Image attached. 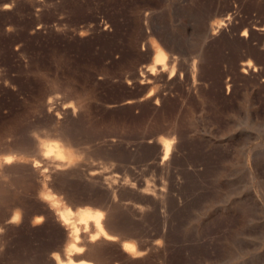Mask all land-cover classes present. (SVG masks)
Returning <instances> with one entry per match:
<instances>
[{
  "label": "rangeland",
  "instance_id": "374dc122",
  "mask_svg": "<svg viewBox=\"0 0 264 264\" xmlns=\"http://www.w3.org/2000/svg\"><path fill=\"white\" fill-rule=\"evenodd\" d=\"M0 150V264L89 261L65 207L111 208L96 264H264V0H0Z\"/></svg>",
  "mask_w": 264,
  "mask_h": 264
},
{
  "label": "bare ground",
  "instance_id": "6f19581e",
  "mask_svg": "<svg viewBox=\"0 0 264 264\" xmlns=\"http://www.w3.org/2000/svg\"><path fill=\"white\" fill-rule=\"evenodd\" d=\"M218 27H220V26H218ZM221 28V27H220ZM215 30V29H214ZM161 49V48H160ZM159 50V49H158ZM171 57V56H170ZM156 60H155V65H153V66H151V70L152 71H154L155 69H156V66H158V65H161L162 66V68L165 70V69H167V67H168V63H171V62H169V59L167 60V56H166V54L163 52V51H158L157 52V54H156V58H155ZM173 60V59H172ZM168 61V62H167ZM4 78V77H3ZM5 80V79H4ZM2 82V81H1ZM55 103H57V102H55ZM55 106H57V105H55ZM67 108V107H66ZM72 108V107H71ZM57 109V108H56ZM64 111H67V110H65L64 109ZM63 111V112H64ZM76 111V110H75ZM75 111H74V108H73V112L75 113ZM62 113V112H61ZM65 114V113H64ZM63 114V115H64ZM67 114H68V111H67ZM49 115V114H48ZM52 115V114H51ZM54 115V114H53ZM52 115V116H53ZM74 115V114H73ZM72 115V116H73ZM76 115V114H75ZM77 116V115H76ZM57 117V116H56ZM68 117H70V116H68ZM72 118V117H71ZM60 120V119H59ZM61 125H62V123H61ZM67 126V125H66ZM38 129V128H37ZM61 129V128H60ZM63 129V128H62ZM41 130V129H40ZM18 131H19V129H18ZM60 131V130H59ZM68 131V130H67ZM17 132V131H16ZM45 132V131H44ZM62 132V131H61ZM66 132V131H65ZM59 133V132H58ZM63 134V133H62ZM66 134H68V133H66ZM76 134V133H75ZM17 135V134H16ZM59 135H61L60 133H59ZM58 135V137H60ZM64 136H65V134H64ZM11 137V136H10ZM15 137V136H14ZM21 137V136H20ZM54 137V136H53ZM57 137V138H58ZM70 137V136H69ZM13 138V137H12ZM11 138V139H12ZM18 138V137H17ZM17 138H16V140H17ZM23 138V137H22ZM55 138V137H54ZM14 139V138H13ZM12 139V140H13ZM27 139V138H26ZM25 138H24V141L26 140ZM37 139V138H36ZM59 139V138H58ZM60 139H61V137H60ZM59 139V140H60ZM76 139V138H75ZM78 139V138H77ZM23 140V139H22ZM21 140V141H22ZM33 140V139H32ZM32 140H30V141H32ZM62 141L64 140L66 143V145L67 144H69V142H71L72 140H70V138L67 140V139H61ZM19 141V140H18ZM20 141V142H21ZM26 141H28V139L26 140ZM24 142V145H25V143H27V142ZM35 141V140H34ZM75 141V140H74ZM73 141V142H74ZM80 143H81V141H80V138H79V140H78ZM5 142V141H4ZM14 142H16V141H13L12 143H13V145L15 144H17V142L16 143H14ZM20 142H18V144L20 143ZM29 142V141H28ZM72 142V143H73ZM77 142V141H76ZM11 143V142H10ZM11 143V144H12ZM22 143H23V141H22ZM35 143V142H34ZM38 143V142H37ZM71 143V144H72ZM78 143V142H77ZM29 144V143H28ZM6 145H7V143H6ZM5 145V146H6ZM21 145V144H20ZM33 145V144H32ZM74 145V144H73ZM75 145H76V143H75ZM25 146H28V145H25ZM24 146V147H25ZM16 147H20V146H16ZM23 147V148H24ZM33 147H37V146H34L33 145ZM39 147V146H38ZM73 147V146H72ZM76 147H77V145H76ZM76 147H75V149H76ZM22 148V149H23ZM26 148V147H25ZM63 147H62V145L61 144H54V145H51V146H49V147H40V150H39V152H41L42 154H43V156L46 158V159H48V160H52L54 163H55V167H54V165H53V163L51 162H49L48 161V163L49 164H52L53 166L52 167H54L56 170H54L52 167L50 168V169H53L54 170V172H52V170H51V172L52 173H55V174H57L58 172H61L62 174L64 173L65 175V179H66V175H67V173L68 172H70V171H66V169L68 168V166H70V162L69 161H67L66 160V158L64 157V152H63V149H62ZM78 148V147H77ZM4 149H6V148H4ZM4 149H3V151H4ZM15 149V148H14ZM20 149H21V147H20ZM28 149H32V148H30V146H28ZM36 149V148H35ZM34 148L31 150V152H33V150H35ZM38 149V148H37ZM8 150V149H7ZM16 150V149H15ZM14 150V151H15ZM23 150H25V149H23ZM77 150V149H76ZM1 151V150H0ZM26 151H27V149H26ZM25 151V152H26ZM22 152H24V151H22ZM28 152L29 151H27V153L26 154H28ZM37 152V151H36ZM38 152V153H39ZM78 152V151H77ZM83 152V151H82ZM12 153H14V152H12ZM33 153H35V152H33ZM75 153V152H74ZM78 153H81V150L78 152ZM171 153H172V143H166L165 144V146H164V161L166 160V162L168 161L167 159H169L170 158V155H171ZM31 154V153H30ZM30 154H28V155H30ZM41 154V155H42ZM82 154V153H81ZM34 155V154H33ZM43 156H41V157H43ZM43 157V158H44ZM14 158H15V156H13V155H8V156H6L5 157V165H10L13 161H14ZM41 160V159H40ZM39 160V161H40ZM43 160V159H42ZM34 161H36L37 163H39V161H37V160H34ZM44 161V160H43ZM47 161V160H46ZM14 163V162H13ZM13 163H12V165H13ZM20 163V162H19ZM33 164H36V163H33ZM39 164H41V161H40V163ZM45 165L47 164V163H44ZM76 164H78V163H76ZM80 164V163H79ZM43 165V164H42ZM28 166V165H27ZM32 166H34V165H32ZM36 166V165H35ZM39 166V165H38ZM3 167V166H2ZM1 167V168H2ZM23 167V166H22ZM25 167V166H24ZM41 168H42V166H40ZM45 167V166H44ZM43 167V171H44V168ZM48 167H50V165H48ZM48 167H46V168H48ZM12 168V167H11ZM18 168V167H17ZM17 168H16V170H17ZM29 168V167H28ZM41 168H39V169H41ZM6 169H7V167H6ZM24 169V168H23ZM32 169V168H31ZM30 169V171H32ZM69 170H70V167L68 168ZM72 169V168H71ZM77 169V168H76ZM80 169V168H79ZM79 169H77V170H79ZM20 170H22V169H20ZM48 170V169H47ZM57 170H59V171H57ZM72 170H74V169H72ZM71 170V172H73L74 173V171H72ZM4 171H7V170H4ZM46 171V170H45ZM57 171V172H56ZM65 171V172H64ZM8 172V171H7ZM9 172H10V170H9ZM15 172V171H14ZM16 172H18V171H16ZM16 172H15V174H16ZM51 172H50V174H51ZM79 172V171H78ZM77 172V173H78ZM11 173V172H10ZM47 173V172H46ZM76 173V172H75ZM74 173V175H77V173L75 174ZM13 174V172L11 173V175ZM14 174V175H15ZM38 174V173H37ZM36 174V175H37ZM49 174V175H50ZM54 174V177L56 176ZM59 175H61L60 173H58ZM58 174H57V176H58ZM69 174V173H68ZM78 174H80V172L78 173ZM101 174V173H100ZM4 175V174H3ZM8 175V174H7ZM27 175V174H26ZM32 175H34L33 173H32ZM73 174H70V175H68L69 176V178H71L70 176H74ZM89 175V174H88ZM10 176V175H9ZM16 176V175H15ZM35 176V175H34ZM40 176V175H39ZM103 176V175H102ZM52 177V176H51ZM50 177V178H51ZM58 177H60V178H64L63 177V175H62V177L61 176H58ZM57 177V178H58ZM76 177V176H75ZM87 178H88V176H86ZM101 177V176H100ZM2 178V177H1ZM15 178V177H14ZM26 178V177H25ZM39 178V177H38ZM41 178V177H40ZM39 178V179H40ZM46 178H48V177H46ZM56 178V177H55ZM55 178H53L54 180H55ZM74 178V177H73ZM90 178L93 180H95V178H99V177H97L96 176V173L95 172H93V173H91V175H90ZM102 178V177H101ZM105 178V176L103 177V180H105L104 179ZM89 179V178H88ZM90 179V180H91ZM38 180V179H37ZM47 180V179H46ZM54 180H50V181H54ZM92 181V182H95V181ZM107 181L109 180V183H107V181H105V182H103V184H104V187H99L100 189H104V188H106L107 187V189H109V190H114V191H116L115 189L117 188H119L120 189V187L117 185L118 183V181L116 180L115 181V183H116V186H115V183H114V180H113V182H110V181H112V180H110L109 178H107L106 179ZM19 181V180H18ZM62 181V180H61ZM89 181V180H88ZM100 181H101V179H100ZM9 182V181H8ZM49 182V181H48ZM47 182V183H48ZM56 182V181H55ZM92 182H90V183H92ZM7 183V182H6ZM16 183H17V181H16ZM25 183V182H24ZM34 183V182H33ZM43 183V182H42ZM42 183H41V185H42ZM49 183H51V182H49ZM57 183V182H56ZM101 183V182H100ZM99 183V184H100ZM119 183H121V182H119ZM126 183V182H125ZM124 183V184H125ZM15 184V183H14ZM19 184H21L20 183V181H19ZM31 184V183H30ZM36 184V183H35ZM51 184H54V183H51ZM51 184H48V185H50L49 187L50 188H52L53 187V185H51ZM94 184V183H93ZM93 184H91V185H93ZM97 186L99 185V184H97V183H95ZM94 184V185H95ZM102 183H101V185H103ZM105 184H107L106 185V187H105ZM7 185V184H6ZM17 185V184H16ZM29 185V184H28ZM32 185V184H31ZM64 185V184H63ZM96 185L94 186V187H96ZM123 185V184H122ZM126 185V184H125ZM8 186V185H7ZM55 186V185H54ZM58 186V185H57ZM60 186V185H59ZM1 187H4V186H1ZM0 187V203L4 200V193H3V188H1ZM18 187V186H17ZM32 187V186H31ZM30 187V188H31ZM35 187V186H34ZM93 187V186H92ZM9 188V187H8ZM16 188V186L14 187V189ZM22 188H24V186L22 187ZM25 188H27V187H25ZM24 188V189H25ZM40 188V187H39ZM43 188H44V186H43ZM54 188V187H53ZM62 188V187H61ZM98 188V189H99ZM13 188H11L10 190H12ZM13 189V190H14ZM29 188H27V190H28ZM55 189V188H54ZM60 189V188H59ZM99 189V190H100ZM124 189V188H123ZM16 190V189H15ZM18 191H19V189H17ZM23 190V189H22ZM38 190V189H37ZM89 190V189H88ZM97 190V189H96ZM109 190H106L107 192L109 191ZM17 191V192H18ZM25 191V190H24ZM24 191H23V193H24ZM45 191V190H44ZM81 191V190H80ZM102 191V190H101ZM101 191H99V192H101ZM104 191L105 190H103V192L102 193H104ZM105 191V192H106ZM119 191H122L121 189L119 190ZM15 193V191H12L11 193ZM16 192V193H17ZM46 192V191H45ZM52 192V191H51ZM57 192V191H56ZM94 192V191H93ZM98 192V193H99ZM106 192V193H107ZM110 192H112V191H110ZM110 192H108V194L110 193ZM10 193V192H9ZM20 193V192H19ZM18 193V194H19ZM23 193L21 194V195H23ZM68 193V192H67ZM82 193V192H81ZM116 193V192H115ZM114 192L111 194L110 193V197H111V195H116ZM120 193V192H119ZM122 193V192H121ZM60 194V193H59ZM96 194V193H95ZM25 195V194H24ZM26 195H29V194H26ZM25 195V196H26ZM56 195V194H55ZM68 195V194H67ZM99 195V194H98ZM107 195V194H106ZM113 195V196H114ZM11 196H13V195H11ZM18 196V195H17ZM30 196H31V194H30ZM32 196H33V194H32ZM34 196H35V193H34ZM42 196V195H41ZM46 196V195H45ZM51 196V195H50ZM71 196V195H70ZM93 196V195H92ZM109 196V195H108ZM112 196V197H113ZM5 197H7V196H5ZM10 197V196H9ZM21 197V196H20ZM27 197H29V196H27ZM26 197V198H27ZM84 197V196H83ZM100 197V196H99ZM111 197V198H112ZM8 198V197H7ZM12 198V197H11ZM25 198V202H27V200L29 199H26ZM31 198V197H30ZM66 198V197H65ZM71 198H72V196H71ZM103 198H104V196H103ZM14 199H15V197H14ZM23 199V198H22ZM43 199V198H42ZM42 199H41V201H42ZM73 199V198H72ZM86 199V198H85ZM109 199V198H108ZM113 199V198H112ZM115 199V198H114ZM8 200V199H7ZM15 200H18V199H15ZM107 200V199H106ZM110 200V199H109ZM13 201V200H12ZM20 201H21V198H20ZM20 201H18V202H20ZM66 201V200H65ZM89 201V200H88ZM108 201V200H107ZM112 201V200H111ZM110 201V202H111ZM114 201V200H113ZM16 202V201H15ZM44 202V201H43ZM89 202H91V201H89ZM32 203H34V202H32ZM46 203V202H45ZM71 203V202H70ZM111 203H113V202H111ZM20 204V203H19ZM21 204H22V202H21ZM77 204H78V202H77ZM94 204V203H93ZM109 204V203H108ZM114 204V203H113ZM115 204H116V202H115ZM3 205V204H2ZM24 205V204H23ZM46 205V204H45ZM96 205H100V202H99V204H96ZM32 206V205H31ZM41 206V205H40ZM47 206V205H46ZM52 207H54L55 206V204H52L51 205ZM103 206H105V205H102V206H99V207H103ZM107 206V205H106ZM110 206V205H109ZM48 207V206H47ZM98 207V206H97ZM113 207V206H112ZM3 208V206L1 207V209ZM42 208V207H41ZM23 209V208H22ZM28 209V208H27ZM49 209V208H48ZM47 208H46V210H48ZM109 209H111V208H109ZM108 208H100V209H92V208H82V209H79L77 212H73V210L71 209V208H69V207H65V208H62V209H60L59 208V210L57 211V215H58V220H59V222H60V224H61V226L63 227V229L65 230V232L69 235V236H73L74 237V239H75V241L76 242H71L70 243V248L72 249V250H75V251H77V253L80 255L81 253H83L81 256H78L77 257V259L78 258H80V259H84L85 257H87V258H89V261H85V260H83V261H78V262H74V261H71L70 262V264H96V263H94V258H97V256H98V251H99V248L100 247H102L101 245H103V243L105 244L106 243V245H107V243L108 242H116L117 241V236L115 235L116 234V232H115V230H113V232L115 233H109L108 231V228H106L105 227V225L108 227V226H110V225H107L108 223H109V221L111 220H108V216L107 215H109V214H111L110 212H109V214H108V210H109ZM113 209H115V208H113ZM3 210V209H2ZM1 210V211H2ZM26 210V209H25ZM38 210V209H37ZM50 210V209H49ZM117 210V209H116ZM9 211V210H8ZM14 211V210H13ZM50 211H52V210H50ZM111 212H112V210H110ZM114 211V210H113ZM35 212V211H34ZM37 212V211H36ZM53 212V211H52ZM52 212H50V213H52ZM7 213V212H6ZM38 213V212H37ZM46 213V212H45ZM2 214H4V213H2ZM9 214H10V212H9ZM13 214V213H12ZM39 214V213H38ZM44 214V213H43ZM53 214H55V213H52V215ZM114 215H115V213H113ZM6 215V214H5ZM46 215V214H45ZM3 216V215H2ZM10 217V216H12V215H8V213H7V217ZM107 216V217H106ZM110 216V215H109ZM112 216V215H111ZM23 217V216H22ZM28 217V219L30 218V216H27ZM115 217V216H114ZM45 218H47V217H45ZM52 218H54V217H52ZM52 218H51V220H52ZM112 218V217H111ZM2 219V218H1ZM9 219H10V221H9ZM20 219V214L17 212L15 215H13L11 218H8L7 220L9 221V223H14V222H17L18 220ZM32 219V218H31ZM43 219V216H39L38 218H37V220H39V221H41ZM54 219H56V218H54ZM6 220V219H5ZM22 220H23V218H22ZM1 222L3 221V220H0ZM25 221V220H24ZM29 221V220H28ZM38 221V222H39ZM4 222L5 221H3V225H4ZM48 222V221H47ZM50 222V221H49ZM56 222V221H55ZM58 222V223H59ZM22 223V222H21ZM45 223V222H44ZM54 223V222H53ZM111 223V222H110ZM5 224L7 225V222H5ZM52 224V223H51ZM57 224V223H56ZM10 225V224H9ZM25 225V224H24ZM27 225V224H26ZM50 225V224H49ZM0 226H2L1 224H0ZM8 226V225H7ZM7 226H5V228L7 227ZM28 226H29V224H28ZM31 226V225H30ZM34 226V225H33ZM32 226V227H33ZM38 226V225H37ZM40 226V225H39ZM44 226V225H43ZM115 226V225H114ZM9 227V226H8ZM7 227V229H9ZM45 227H47V226H45ZM2 228H4L3 226H2ZM1 228V229H2ZM4 228V229H5ZM12 228V227H11ZM31 228V227H30ZM36 228V227H35ZM40 228V227H39ZM38 228V229H39ZM43 229H44V227H42ZM49 228V227H48ZM115 228V227H114ZM28 229V228H27ZM47 229V228H46ZM62 229V228H61ZM111 229V231H112V228H110ZM13 230H14V228H13ZM29 230H31V229H29ZM36 230V229H35ZM41 230V229H40ZM59 230V229H58ZM119 230V229H118ZM117 230V231H118ZM3 231H5L6 232V234H7V231L6 230H3ZM12 231V230H11ZM28 231V230H27ZM42 231V230H41ZM120 231V230H119ZM0 232H1V230H0ZM21 232V231H20ZM15 233H16V231H15ZM62 233V232H61ZM64 233V232H63ZM65 233V234H66ZM4 234V233H3ZM6 234H4L5 235V237H4V240H6L7 238H6ZM22 234V233H21ZM57 235V234H56ZM63 235V234H62ZM125 235V234H124ZM2 237V236H1ZM131 237V236H130ZM6 238V239H5ZM62 238V237H61ZM67 238H69V237H66V239ZM71 239V238H70ZM9 241V239L7 240V242ZM66 241V240H65ZM2 243H3V241H2ZM10 243V242H9ZM8 243V244H9ZM55 243V242H54ZM111 243H109V244H111ZM7 244V245H8ZM4 245H6V243L4 242ZM6 245V246H7ZM3 246V245H2ZM134 247V246H131V245H129V243H128V241H127V243H124L123 244V247H125V248H128V247ZM55 247V246H54ZM104 247V246H103ZM4 248V247H3ZM55 250H56V248H54ZM59 249V248H58ZM86 249H87V251H86ZM52 250V249H51ZM134 250V249H133ZM2 251V250H1ZM0 251V252H1ZM4 251V250H3ZM2 251V252H3ZM1 252V253H2ZM5 252V251H4ZM4 254V253H3ZM5 254H6V252H5ZM12 254V253H11ZM75 254V253H74ZM47 255H48V253H47ZM47 255H44L43 256V260H45V258L44 257H46ZM61 255V254H60ZM77 256V255H76ZM2 257H3V255H2ZM5 257V256H4ZM62 257H64V256H62ZM73 257V256H72ZM101 257V256H100ZM52 258V257H51ZM71 258V257H70ZM90 258H92V259H94L93 260V262H92V260H90ZM0 259H1V256H0ZM21 259V258H20ZM49 259V258H48ZM62 259V258H61ZM65 259H66V257H65ZM79 259V260H80ZM86 259V258H85ZM98 259H99V256H98ZM50 260H52V259H50ZM49 260V261H50ZM103 260V259H102ZM13 261V260H12ZM25 261V260H24ZM27 261V260H26ZM29 261H31V260H29ZM47 261V260H46ZM97 262H98V260H96ZM104 261V260H103ZM3 262V261H2ZM28 262V261H27ZM26 262V263H27ZM36 262V261H35ZM63 262V261H62ZM106 262V261H105ZM23 263H25V262H23ZM22 263V264H23ZM29 263V262H28ZM31 263V262H30ZM29 263V264H30ZM51 263H52V261H51ZM3 264V263H2ZM10 264V263H9ZM35 264V263H34ZM50 264V263H49ZM105 264V263H104Z\"/></svg>",
  "mask_w": 264,
  "mask_h": 264
},
{
  "label": "clouds",
  "instance_id": "9594fccd",
  "mask_svg": "<svg viewBox=\"0 0 264 264\" xmlns=\"http://www.w3.org/2000/svg\"><path fill=\"white\" fill-rule=\"evenodd\" d=\"M3 7H4L5 9H8V8L11 7V5H9V4H4ZM245 34H246V32H245Z\"/></svg>",
  "mask_w": 264,
  "mask_h": 264
}]
</instances>
